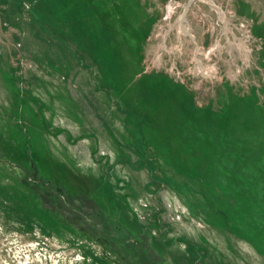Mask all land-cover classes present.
<instances>
[{"label":"rangeland","instance_id":"rangeland-1","mask_svg":"<svg viewBox=\"0 0 264 264\" xmlns=\"http://www.w3.org/2000/svg\"><path fill=\"white\" fill-rule=\"evenodd\" d=\"M0 264H264V0H0Z\"/></svg>","mask_w":264,"mask_h":264},{"label":"trees","instance_id":"trees-1","mask_svg":"<svg viewBox=\"0 0 264 264\" xmlns=\"http://www.w3.org/2000/svg\"><path fill=\"white\" fill-rule=\"evenodd\" d=\"M29 157V156H28ZM56 183H58V182H56ZM33 186V185H32ZM58 187H60V186H58ZM35 189V188H34ZM16 191V190H15ZM17 192H19V191H17ZM35 194H37L36 192H35ZM94 194V193H93ZM20 195H22V196H19V201H21V200H24V202H25V204H31V202H32V200H33V197L32 198H28L26 195H23V194H21L20 193ZM38 195V194H37ZM91 195V194H90ZM38 196H40V195H38ZM23 197V198H22ZM67 197H73L72 195H70V194H68V196ZM25 198V199H24ZM35 207H39V205H34ZM31 207H32V205H31ZM40 208V207H39Z\"/></svg>","mask_w":264,"mask_h":264},{"label":"flooded vegetation","instance_id":"flooded-vegetation-1","mask_svg":"<svg viewBox=\"0 0 264 264\" xmlns=\"http://www.w3.org/2000/svg\"><path fill=\"white\" fill-rule=\"evenodd\" d=\"M35 175H36V173H35ZM36 178H37V177H36ZM37 179H39V178H37ZM55 181H56V180H55ZM47 182H49V180L46 179V181L44 182V184L47 183Z\"/></svg>","mask_w":264,"mask_h":264}]
</instances>
